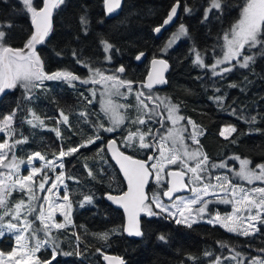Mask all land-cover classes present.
I'll return each instance as SVG.
<instances>
[{
    "label": "snow or ice",
    "instance_id": "6c2138e0",
    "mask_svg": "<svg viewBox=\"0 0 264 264\" xmlns=\"http://www.w3.org/2000/svg\"><path fill=\"white\" fill-rule=\"evenodd\" d=\"M103 2L106 14L112 13L121 6V0H103ZM20 3L24 12L29 15L32 30L24 46L15 48L6 42L8 36L6 29L11 28L12 23L10 21L0 22V94H3L6 89H15L19 86L24 90V100L32 102L36 98L37 89L47 91L45 81H63L70 87H76L74 82H78L80 85L93 86L86 89L93 99H89L83 92L80 93L88 104H92L98 91L95 86L100 85L101 110L107 116L111 126H105L99 117L93 120V113L85 109L79 112V116L83 118V123L89 124L93 129V135L67 150L61 147L58 155L51 160L39 151L31 153L25 160L16 155L17 145L28 142V137L14 127L17 113L23 110L20 104L18 103L10 114L0 118V133L4 134L0 142V239L11 236L15 241L10 252L0 251V264H52L57 255L84 256V253L80 251L79 236H76L73 251H65L61 248L60 233L69 227H75L70 221V212L66 210L71 209L72 202L67 194V185L64 183L63 158L103 140L100 135L101 131L115 132L125 124L126 120L137 127L135 130L130 127L126 128V135L122 141L123 147L150 149L153 155H150L147 160L126 155L116 147L115 139L101 145L97 154L110 152L127 182V191L116 195L112 193L105 195L112 203L123 208L127 223L121 227L129 236L142 237L144 235L140 221L141 213L149 217L171 220L177 225L183 224L188 228L201 221L213 226L219 224L228 232L241 236H251L261 231L259 226L264 225V186L246 189L233 183L226 175L213 174L212 170L215 168H228L227 163L224 161L219 164L211 163L208 156L201 153L199 148H190L186 141L190 140L192 144L199 145L198 136L202 134V129L190 118L180 114L178 104L152 91L155 85L167 83L165 73L170 65L164 57L168 50L181 38L191 39L183 23L161 47L159 55H153L145 80L133 81L125 78L124 65L110 72L94 67L73 49L72 56L75 62L88 71L87 76L81 77L67 68L47 72L45 61L37 51V45L45 44L53 31L54 12L63 6L66 0H42V6L36 4L35 0H20ZM180 4L181 0H175L163 24L155 27L154 32L160 33L164 26L173 21ZM226 8L225 0H208L201 22L208 21L213 11L222 16ZM184 11L191 14L193 8L185 5ZM78 23L82 33L87 35L90 20L86 13L78 17ZM219 40L223 41L218 45L220 53L216 54L215 47L212 49L214 60L211 64L205 63L207 49L202 52L197 49L195 43L191 48L194 65L207 69L213 77H222L237 66L249 69L258 57H264V0H244L240 8L239 19L225 30L222 36H218ZM100 43L106 54L104 59L111 63L112 53L119 49L106 38H101ZM57 55L61 53L58 52ZM145 55L146 53L141 50L135 55V59L139 61ZM134 85L136 87H133ZM230 86L236 87L234 84ZM215 91L219 92L220 89L217 88ZM130 94L135 95V105L119 103V99H127ZM210 99L214 100L219 107L224 106L225 97L223 95L213 96ZM121 109L125 111L121 112ZM128 109H134L136 115L129 117ZM231 113L249 125L255 124L258 120V115L246 114L242 110L238 112L236 108H232ZM24 120L33 128L45 126L44 121L32 108L28 109V115ZM184 121L186 124L182 123ZM56 123L67 125L68 130H71L69 116L63 111L60 112V118L56 120ZM154 125L158 127H153ZM188 125L191 126V131ZM52 130L56 132L59 139H63L59 128ZM256 131L261 130L256 129ZM236 132L235 126L228 125L221 130L220 135L228 139L232 133ZM231 142L235 143V140ZM34 159L43 162L40 167L33 165ZM101 159L107 162L105 156H101ZM231 159L239 161L240 164L239 171L235 172L236 177L246 180L248 184L258 181L264 185V163L251 168L249 167L251 161L247 158L234 156ZM25 164L29 167L28 175L21 174V165ZM168 165H177V167L168 169L166 175L172 179L165 181L162 174L165 173ZM57 168L62 171L57 173ZM85 168L91 178H97L92 168L87 164ZM228 170L232 171L230 168ZM49 172L53 176H50ZM68 178L75 180V177ZM49 180L52 182L46 188ZM150 180H153L160 189L159 192L153 193L151 198L145 192V186ZM76 182L79 183L78 180ZM61 186L65 189L62 197L58 195ZM38 191L46 193L43 199L37 195ZM182 191H190L191 196L176 195ZM13 192H19L22 195L17 199H12ZM49 195L54 196L55 199L50 200ZM206 197H214L220 202L232 204L233 213L225 216L219 213L213 215L208 206L214 201L205 199ZM164 198L167 200L165 201ZM86 203H94L93 194L85 195L78 202V206L84 207ZM57 208L62 210L60 214L64 218L63 221H57L52 215V210ZM120 231L121 228L118 227L112 229L111 233L115 234ZM97 235L106 241L110 233L104 232ZM157 238L162 242H167V236L164 234H160ZM219 243L221 247L228 248L233 253L231 257H223V260L231 258L236 260L237 264H244L245 260L248 264H264V257H244L230 245L222 241ZM49 249L51 250L50 259L37 255L42 250ZM259 251L264 253V248ZM97 252L109 264L113 262L125 264L121 257L106 255L101 249H97ZM205 256L212 257L213 254L205 252ZM189 259L195 264L197 258L189 256ZM209 264H222V258L215 256Z\"/></svg>",
    "mask_w": 264,
    "mask_h": 264
},
{
    "label": "trees",
    "instance_id": "16d2710c",
    "mask_svg": "<svg viewBox=\"0 0 264 264\" xmlns=\"http://www.w3.org/2000/svg\"><path fill=\"white\" fill-rule=\"evenodd\" d=\"M35 2L42 6V0ZM225 2L227 8L222 16L213 11L209 20L202 23L208 0H181V17L176 27L183 23L191 39L182 38L164 57L171 66L164 94L180 106L182 115L190 118L202 129L199 148L211 163L239 156L249 159L256 166L264 163V57H258L249 69H237L222 77H213L207 69L194 65V56L191 54L193 43L202 52L207 49L206 64L213 63L214 47L216 54L220 53L218 45L223 41H218V36H222L239 19L244 0ZM174 3L175 0H125L120 14L109 20L104 13L103 0H66L55 12L51 35L38 49L45 61V70L55 72L67 68L81 77L87 76V69L77 64L72 56L75 49L94 67L110 72L124 65L125 78L130 79L131 73H134L135 81H143L149 69V61L153 55H159V50L174 31L165 32L160 39L155 38L153 31L155 27L162 25ZM185 5L193 8L191 14L184 11ZM82 13H86L90 20L87 35L82 33L78 23V17ZM5 21H10L13 25L6 29V42L12 47L22 48L32 27L29 15L24 12L20 0H0V22ZM101 38L108 39L119 49L112 53L111 63L104 59L106 54L100 43ZM141 50L146 53L147 60L139 66L135 55ZM58 52L61 55L58 56ZM129 68L134 71L130 70V73ZM74 83L76 87H70L63 81H45L47 91L37 89L36 98L32 102L24 100V90L18 86L0 102V118L10 114L18 103L23 109L17 113L14 127L28 137V142L17 145V157L26 160L31 153L39 151L51 160L58 155L61 147L67 150L79 145L93 135V129L89 124L83 123V118L79 116V112L85 109L93 113V120L99 117L108 126L106 116L94 102L84 104L85 99L80 95L81 92L91 99V94L83 89L84 85ZM233 84L236 87L230 86ZM217 88L220 89L219 92L215 91ZM217 95L225 97L223 107L210 99ZM29 108L44 121V127L33 128L25 123L24 118L28 115ZM232 108H236L238 112L242 110L246 114L258 115L257 122L252 125L245 123L231 113ZM61 111L69 116L71 130H68L67 125L56 123ZM228 125L235 126L237 132L225 139L220 132ZM129 127L135 129L137 126L127 123L118 133L112 134L101 131L103 140L64 158L67 190L72 202L71 222L75 227H69L60 233L61 248L73 251L76 236H79L80 251L84 256L57 255L52 264H105L97 249H101L106 255L122 257L125 264H194L189 256L199 259H196L195 264H209L215 256L223 259L233 255L228 248L220 246L221 241L245 257H264V253L259 251L264 248V225L260 227L258 234L238 236L208 223H197L188 228L171 220L143 214L141 222L144 235L139 240L129 238L121 227L125 223L122 211L105 198L106 193H123L126 189L125 183L109 153L106 151L97 154L101 145L115 139L121 150L128 155L146 159L150 149L123 147V137ZM55 128H59L63 139L57 137L52 130ZM101 156H105L107 162ZM85 164L94 170L96 179L88 175ZM68 177H75V180ZM149 192L156 193L152 183L149 185ZM87 194L94 195V203L79 207L78 202ZM21 195L13 192L11 198L17 199ZM231 207L226 205L215 208H219V212L224 214L230 212ZM118 227L121 231L112 234L111 230ZM104 232L110 233L106 241L97 235ZM160 234L167 236V242L157 238ZM14 244V239L6 236L0 240V250L10 252ZM205 252H210L213 256L206 257ZM38 255L50 259L51 250H42Z\"/></svg>",
    "mask_w": 264,
    "mask_h": 264
},
{
    "label": "rangeland",
    "instance_id": "374dc122",
    "mask_svg": "<svg viewBox=\"0 0 264 264\" xmlns=\"http://www.w3.org/2000/svg\"><path fill=\"white\" fill-rule=\"evenodd\" d=\"M179 26H177L176 27V29L173 31V32H175L176 30H177V28H178ZM172 32V33H173ZM171 33V34H172ZM171 36V35H170ZM169 39V38H168ZM182 39V38H181ZM180 39V40H181ZM179 40V41H180ZM179 41H177V43L171 48V49H169L168 50V53H169V51H171L173 48H175L176 46H177V44L179 43ZM167 53V54H168ZM219 54V53H218ZM233 63H235V61H233ZM226 66V65H225ZM116 68H118V67H116ZM115 69V68H114ZM237 69H245V68H240V67H236L233 71H235V70H237ZM233 71H231V72H233ZM230 72V73H231ZM226 74H228V73H226ZM226 74H224V75H226ZM223 75V76H224ZM216 77H218V76H216ZM93 87V86H92ZM97 88V95H96V97H95V99L99 102V107H100V109H101V97H100V95H99V92L101 91V88H100V85H99V87H96ZM122 91H123V89H122ZM155 93V92H154ZM159 96H161V97H166V96H162V95H159ZM84 102V104L85 105H87L88 103H87V101L86 100H84L83 101ZM119 103H124V104H133V105H135V103H136V101H135V95L134 94H130L129 96H128V98L127 99H119ZM174 103V102H173ZM121 112H123V111H125V110H123V109H121L120 110ZM101 113L102 114H104L103 112H102V110H101ZM127 113H128V115H129V117H134L135 115H136V113H135V110L134 109H128L127 110ZM181 114V113H180ZM105 115V114H104ZM182 115V114H181ZM106 118H107V116H106ZM107 122H108V126H111L110 125V121L108 120V118H107ZM127 123H130L128 120H126L125 121V124L124 125H122L121 126V128L120 129H118L117 131H115V132H112V133H118L122 128H124L125 126H126V124ZM182 123H185L186 124V121H184V122H182ZM137 126V125H136ZM170 126V125H169ZM140 127H143V126H140ZM133 129V128H132ZM188 129H189V131H191V126L190 125H188ZM133 130H135V129H133ZM112 133H109V134H112ZM187 135V134H186ZM226 135H227V133H226ZM232 135V134H231ZM230 135V136H231ZM200 136L201 135H199L198 136V139L200 138ZM229 136V137H230ZM223 137V136H222ZM3 138H4V134L3 133H0V142H2V140H3ZM188 144H189V146H190V148H192V149H196V148H199V145H195V144H192L191 143V141L190 140H188V141H186ZM144 150H146V149H144ZM199 150H200V148H199ZM200 152H201V150H200ZM202 153V152H201ZM151 154H153V152L151 153ZM150 154V155H151ZM234 157V156H233ZM65 158V157H64ZM63 158V159H64ZM242 158V157H241ZM243 159V158H242ZM224 162H226L227 163V165H228V168H230V169H232V171H229L228 170V168H215L214 170H215V172H213V174H217V175H226V176H228L232 181H233V183H235V184H237V185H241V186H243L244 188H246V189H248V188H253V187H257V186H264V185H261L260 184V182H254L253 184H248V182L246 181V180H241V179H239L238 177H236L235 176V172H237V171H239V168H240V164H239V161H237V160H235V159H228V160H225ZM43 162L42 161H40V160H38V159H34L33 160V165L35 166V167H40V165L42 164ZM220 162H218V163H215V164H219ZM177 167V165H168V167L165 169V173H163L162 174V176L164 177V180L165 181H167V175H166V173H167V171H168V169H175ZM249 167H251V168H255V166H253L252 165V162H251V164L249 165ZM60 171H62L61 169H59V168H57L56 169V172L57 173H59ZM63 171H64V173H65V168L63 169ZM21 174L22 175H28L29 174V167H28V165L27 164H25V165H21ZM50 176H53V174L51 173V172H49L48 173ZM54 178V177H53ZM51 180H49V182H48V184H46V188L51 184ZM64 183L66 184V177L64 176ZM213 183H215V181H213ZM152 184H153V186H154V191L155 192H159V188L157 187V185H156V183L152 180ZM67 185V184H66ZM166 185V184H165ZM65 194V189H64V187L63 186H61L60 187V190H59V193H58V195L60 196V197H62L63 195ZM67 194H68V190H67ZM152 194L153 193H150V198H151V196H152ZM37 195L38 196H40L41 197V199H43V197L46 195V193H44V192H37ZM258 195V194H257ZM184 196H191V193H189V194H187V195H184ZM49 199L50 200H52V199H55V197L54 196H51V195H49ZM205 199H213V203L212 204H210L208 207H209V209H210V211H211V213L213 214V215H215L216 213H219L221 216H225V215H231L232 213H233V205L232 204H230V203H223V202H220L219 200H217V199H215L214 197H206ZM64 203H67V202H64ZM226 205H231L232 207V209H231V211L230 212H228V213H224V214H222V213H220L219 212V208H215V207H217V206H226ZM198 207V206H197ZM213 207H214V209H213ZM46 210H47V206H46ZM66 210H68L69 212H70V221H71V209H66ZM61 209H53L52 210V215L54 216V218L57 220V221H63V216L60 214L61 213ZM253 211H255V210H253ZM72 223V222H71ZM199 223H207V222H204V221H201V222H199ZM237 223H239V222H237ZM209 224V223H208ZM211 225V224H210ZM213 226V225H212ZM215 226H219V227H221L219 224H216ZM241 226H245V225H241ZM262 225H260L259 227H261ZM221 228H223V227H221ZM223 229H225V228H223ZM261 229V228H260ZM226 230V229H225ZM227 231V230H226ZM230 234H234V235H236L234 232H229ZM256 234H258V233H256ZM255 235V234H254ZM238 236H241V235H238ZM6 237V236H5ZM11 237V236H10ZM0 240H2V239H0ZM15 242V241H14ZM15 245V244H14ZM1 251V250H0ZM38 255V254H37ZM243 256H244V254H243ZM231 257V256H230ZM245 257V256H244ZM197 261H199V259H197ZM222 264H237V261L236 260H232L231 258H229V259H227V260H223L222 259ZM244 264H248V261H244Z\"/></svg>",
    "mask_w": 264,
    "mask_h": 264
},
{
    "label": "water",
    "instance_id": "95a60500",
    "mask_svg": "<svg viewBox=\"0 0 264 264\" xmlns=\"http://www.w3.org/2000/svg\"><path fill=\"white\" fill-rule=\"evenodd\" d=\"M124 2H125V0H121V6H120L119 8H116V9H115L112 13H110V14H106V7H105V4H104V13H105L106 18L109 19V20H110V19H114V18H116V17L120 14ZM56 11H57V10H56ZM56 11H55V12H56ZM55 12H54L53 17H52V23H53V21H54ZM180 17H181V5H180V7L177 9V14H176V16L173 18V21L170 22L168 25L164 26V27L161 29L160 33H156V32H154L155 38H156V39H160V38L164 35L165 32H170V31H172V30L176 27V25L178 24V22H179V20H180ZM165 19H166V18H165ZM162 24H163V23H162ZM31 27H32V26H31ZM47 39H48V38H47ZM46 41H47V40H46ZM42 45H43V44H42ZM40 46H41V45H37V51H38V49H39ZM145 59H146V55H145L141 60H139V61L136 60V62L140 64V63H142ZM168 62H169V61H168ZM169 65H170V63H169ZM170 68H171V66H169L168 71L165 73L166 79H167V75H168V73H169V71H170ZM166 86H167V83H166V84H163V85L157 84V85H155V87H154L153 89L163 90V89L166 88ZM11 91H12V89H6L5 92H4L3 94H0V102L4 99L5 96L8 95ZM111 140H112V139H111ZM107 143H108V142H107ZM107 143H106V144H107ZM116 147H118V148L120 149V151H122L121 148H120V146H119V144H118V142H117ZM123 152H124V151H123ZM108 153H109L110 158L112 159V161H113L114 164L116 165V167H117V169H118V171H119V173H120V175H121V177H122V179H123V181H124V183H125V186H126L125 191H127V182H126V180H125V178H124V176H123V173H122V171H121V169H120V166L116 163V159L113 158L112 154H111L110 152H108ZM124 153H125V152H124ZM125 154L128 155L127 153H125ZM151 155H153V154H151ZM148 157H149V156H148ZM148 157H147V159H148ZM136 159H140V158H136ZM147 159H141V160H147ZM149 163H152V161H149ZM167 178H168V180L172 179V178H170V177H167ZM186 179H187V178H186ZM151 183H152V180H150L149 183L145 186V192L147 193V195L149 196V198H150L149 185H150ZM125 191H124V192H125ZM189 193H190V191H182V192H180V193H177L176 195H187V194H189ZM113 195H116V194H113ZM105 198H106V197H105ZM164 199H165V201L167 200V198H164ZM106 200H107L111 205H113L114 207H116V208H118L120 211H122V213H123V215H124V218H125V223H124V225H126V223H127V220H126V214H125L123 208L120 207V206H118V205H116V204H114V203H112V202H111L110 200H108L107 198H106ZM143 214H144V213H141V215H140V221H141V218H142ZM141 227H142V222H141ZM124 232H125V231H124ZM125 234H126L129 238H131V239H135V240H139V239L142 238V237H136V236H129V235L127 234V232H125ZM107 255H108V254H107ZM109 256H115V255H109ZM118 257H119V256H118ZM121 258H122V257H121ZM122 259H123V258H122ZM123 261H124V259H123ZM104 262H105V264H109V262L106 261V260H104ZM113 264H115V262H113Z\"/></svg>",
    "mask_w": 264,
    "mask_h": 264
},
{
    "label": "flooded vegetation",
    "instance_id": "af4514ba",
    "mask_svg": "<svg viewBox=\"0 0 264 264\" xmlns=\"http://www.w3.org/2000/svg\"><path fill=\"white\" fill-rule=\"evenodd\" d=\"M176 29V27L173 29V30H175ZM172 30V31H173ZM146 60H147V58L142 62V63H137L139 66L140 65H142L144 62H146ZM151 61V60H150ZM150 61H149V65H148V67H149V69H148V71L150 70ZM129 70V72L131 73V71L130 70H132V71H134L133 69H131V68H129L128 69ZM148 71H147V73H148ZM147 73L145 74V77H146V75H147ZM132 74V76H131V78L129 79V80H133V81H135L134 79H135V76H134V73H131ZM126 75V73H124V76ZM145 77H144V80H145ZM92 87V85H84V90H86V89H88V88H91ZM95 87H99V85H96ZM133 87H136V85H134ZM146 91V90H145ZM153 92H155L156 94H158V95H162V96H166L165 94H164V89L163 90H159V89H153L152 90ZM89 93V92H88ZM90 94V93H89ZM91 99H93L92 98V96H91ZM93 102H94V104H96L98 107H99V102L96 100V99H94L93 100ZM100 108V107H99ZM153 127H158V125H154ZM152 153V151L150 150V152L148 153V155L146 156V158L148 157V156H150V154ZM168 180V179H167Z\"/></svg>",
    "mask_w": 264,
    "mask_h": 264
}]
</instances>
